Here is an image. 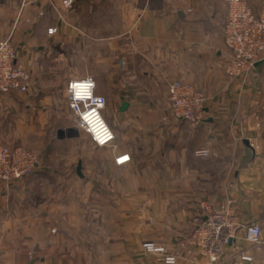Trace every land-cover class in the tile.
<instances>
[{
    "label": "crops",
    "instance_id": "0c3cea01",
    "mask_svg": "<svg viewBox=\"0 0 264 264\" xmlns=\"http://www.w3.org/2000/svg\"><path fill=\"white\" fill-rule=\"evenodd\" d=\"M227 10L221 0H76L71 10L0 0V40L30 75L26 91L0 93V144L38 160L32 173L0 179V264H163L140 244L175 249L202 204L261 228L260 250L241 231L217 264H264V59L226 72ZM86 76L106 98L115 135L106 146L77 128L68 106L67 81ZM173 80L205 95L200 124L171 115ZM181 255L175 264H208Z\"/></svg>",
    "mask_w": 264,
    "mask_h": 264
},
{
    "label": "built area",
    "instance_id": "2783aa9c",
    "mask_svg": "<svg viewBox=\"0 0 264 264\" xmlns=\"http://www.w3.org/2000/svg\"><path fill=\"white\" fill-rule=\"evenodd\" d=\"M227 6V15L222 27V40L229 50L225 70L230 75H239L247 71L254 63L264 59V7L258 12L243 0H221ZM76 0H61L65 10H71ZM56 32L55 27L47 29L48 34ZM16 52L8 38L0 40V93L26 91L30 75L26 69L15 62ZM95 81L91 76L68 80L66 83L67 102L73 113L77 128L87 133L97 146L111 144L115 135L102 115L106 98L94 91ZM167 103L173 118L191 125L203 121L205 95L192 84L173 80L167 87ZM199 157L208 156V151L198 149ZM129 155L122 154L114 158L116 165L128 162ZM36 154L22 146L0 144V179L17 180L33 172L37 164ZM191 229L177 244L168 250L164 245L153 241H144L142 249L157 256L163 264H175L187 253L197 252L208 264H217L224 258L225 248L243 231L251 248H262L261 228L257 223L240 224L230 207L213 210L202 204L192 217ZM239 259L252 261L253 255L239 254Z\"/></svg>",
    "mask_w": 264,
    "mask_h": 264
},
{
    "label": "water",
    "instance_id": "95a60500",
    "mask_svg": "<svg viewBox=\"0 0 264 264\" xmlns=\"http://www.w3.org/2000/svg\"><path fill=\"white\" fill-rule=\"evenodd\" d=\"M80 168H81V165H80V163H79V164L77 165V168H76L77 173L80 172Z\"/></svg>",
    "mask_w": 264,
    "mask_h": 264
},
{
    "label": "rangeland",
    "instance_id": "374dc122",
    "mask_svg": "<svg viewBox=\"0 0 264 264\" xmlns=\"http://www.w3.org/2000/svg\"><path fill=\"white\" fill-rule=\"evenodd\" d=\"M9 146V145H8ZM142 244V243H141ZM141 244H140V248L142 249V246H141ZM143 250V249H142ZM144 251V250H143Z\"/></svg>",
    "mask_w": 264,
    "mask_h": 264
}]
</instances>
